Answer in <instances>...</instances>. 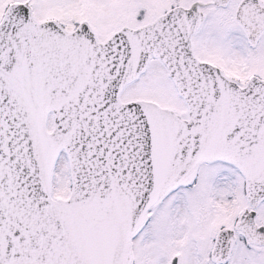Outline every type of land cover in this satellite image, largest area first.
Wrapping results in <instances>:
<instances>
[{"label":"snow or ice","instance_id":"obj_1","mask_svg":"<svg viewBox=\"0 0 264 264\" xmlns=\"http://www.w3.org/2000/svg\"><path fill=\"white\" fill-rule=\"evenodd\" d=\"M0 264H264V0H0Z\"/></svg>","mask_w":264,"mask_h":264}]
</instances>
